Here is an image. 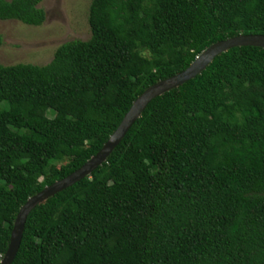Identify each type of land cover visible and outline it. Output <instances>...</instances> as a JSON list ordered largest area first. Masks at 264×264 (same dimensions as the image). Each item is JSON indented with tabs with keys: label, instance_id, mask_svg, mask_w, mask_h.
I'll list each match as a JSON object with an SVG mask.
<instances>
[{
	"label": "trees",
	"instance_id": "1",
	"mask_svg": "<svg viewBox=\"0 0 264 264\" xmlns=\"http://www.w3.org/2000/svg\"><path fill=\"white\" fill-rule=\"evenodd\" d=\"M39 1L0 0V21L39 26ZM87 25L43 66L0 65V259L27 198L95 155L146 88L264 35V0H90ZM10 264H264V49H228L149 101L30 210Z\"/></svg>",
	"mask_w": 264,
	"mask_h": 264
},
{
	"label": "water",
	"instance_id": "2",
	"mask_svg": "<svg viewBox=\"0 0 264 264\" xmlns=\"http://www.w3.org/2000/svg\"><path fill=\"white\" fill-rule=\"evenodd\" d=\"M245 46L264 49V35H239L212 43L202 50L184 70L146 88L134 99L116 129L95 155L91 156L84 164L66 177L53 182L35 195L27 198L15 215L9 234L8 245L0 259V264L11 263L20 242L25 218L30 210L45 201L47 198L89 175L91 171L98 167L119 143L130 125L140 116L142 110L149 101L182 85L184 82L198 75L217 55L224 53L231 48Z\"/></svg>",
	"mask_w": 264,
	"mask_h": 264
},
{
	"label": "rangeland",
	"instance_id": "3",
	"mask_svg": "<svg viewBox=\"0 0 264 264\" xmlns=\"http://www.w3.org/2000/svg\"><path fill=\"white\" fill-rule=\"evenodd\" d=\"M89 3L90 0H40L36 7L43 12L44 20L36 27L13 20L0 21V65L43 66L58 46L86 41ZM4 107L0 100V108ZM53 164L59 166L61 162Z\"/></svg>",
	"mask_w": 264,
	"mask_h": 264
}]
</instances>
